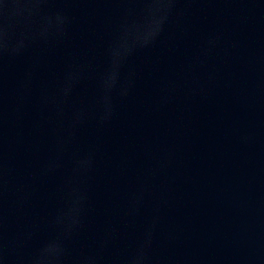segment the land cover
Wrapping results in <instances>:
<instances>
[{"label":"water","instance_id":"1","mask_svg":"<svg viewBox=\"0 0 264 264\" xmlns=\"http://www.w3.org/2000/svg\"><path fill=\"white\" fill-rule=\"evenodd\" d=\"M0 264H264V0H0Z\"/></svg>","mask_w":264,"mask_h":264}]
</instances>
